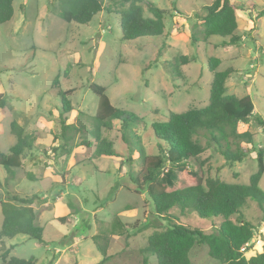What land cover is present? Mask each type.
Returning <instances> with one entry per match:
<instances>
[{
  "label": "rangeland",
  "instance_id": "374dc122",
  "mask_svg": "<svg viewBox=\"0 0 264 264\" xmlns=\"http://www.w3.org/2000/svg\"><path fill=\"white\" fill-rule=\"evenodd\" d=\"M113 1H104L110 11L104 9L89 23L80 24L66 22L58 15L57 0H13L11 19L0 23V92L9 97L8 104L0 108V155L8 154L16 140L10 128L11 120L25 123L29 126L27 131L35 137L32 148L20 155L35 172L32 179L25 176L26 168L21 165L18 187L15 183L11 188L9 184L0 187V200L10 192L18 195L40 192L34 207L41 213L40 221L48 217L43 238L51 240L47 245L22 234L7 238L6 243L15 244L10 252L13 257L33 256L37 258L36 264H49L57 257L55 247H60L63 264H95L97 256H102L91 241L85 240L93 235L100 222H109L114 216L115 224L112 222L109 230L121 228L116 226L119 221L131 227H125L127 234L110 236L107 264H144L141 250L154 227L140 232L138 228L149 223L164 227L156 221L145 192L132 181L139 169L138 153L123 144L117 121L112 129H103L100 138L112 141L121 157L94 154V138L86 131L91 127L90 116L97 104V96L88 87L91 81L106 87V94L115 107L130 110L141 118L135 131L151 160L159 154L151 124L164 121L169 111L181 112L207 104L212 73L206 59L217 57L221 60L217 71L229 66L237 69L226 80L227 92L238 97L248 94L254 104V114L261 120L252 117L247 124H239V130L252 134L253 147L241 162H228L206 136L198 135L195 138L206 149L196 156L197 164L177 171V177L189 181L191 172L200 170L204 178L217 176L225 182L247 184L257 169V150H263L264 161V14L256 16L264 8V0H233L238 4L236 33L240 42L224 47L218 45L222 38L216 35L197 43L190 38L191 31L201 37L202 25L194 15H203L204 6L212 0H140L145 16H150L147 2L167 10L164 32L131 41L121 39L117 11L122 4ZM194 24L197 25L193 29ZM158 50L156 62L142 72L143 66L155 59ZM185 55L186 62L181 60ZM177 70L179 75L175 73ZM68 89L73 91L66 95L71 107L66 114L67 122L86 128L73 132L65 147L69 150L67 153L59 147L60 139L53 142V135H58L61 114L59 90ZM230 146L235 149L231 142ZM52 147L56 150L50 151ZM5 174L0 165L2 182ZM258 185L264 191V172ZM170 211L174 222L206 232L220 222L219 218H200L191 210L181 212L174 207ZM242 213L254 223L259 236L261 212L256 202L248 199ZM60 217L65 220L61 222ZM2 220L0 207V227ZM55 222L59 225H53ZM59 227L60 230L67 228L60 244L50 234L53 228ZM3 243L1 251L5 249ZM250 246L254 253L255 243ZM91 248L94 258L88 255ZM190 259L192 264L215 263L205 244L192 249ZM149 264H156L155 258H150Z\"/></svg>",
  "mask_w": 264,
  "mask_h": 264
},
{
  "label": "trees",
  "instance_id": "16d2710c",
  "mask_svg": "<svg viewBox=\"0 0 264 264\" xmlns=\"http://www.w3.org/2000/svg\"><path fill=\"white\" fill-rule=\"evenodd\" d=\"M104 1L57 0L58 15L66 22L87 24L98 12L104 9L110 11L109 6L105 7ZM12 3L13 0H0V23L11 19ZM113 3L122 4L117 11L122 40L131 41L143 36L163 34L167 10L153 2H147L150 16H145L139 4L140 0H114ZM204 9L203 15H194L202 29L201 37H197L195 32L191 31L192 42L205 41L207 37L216 35L222 38L218 44L221 47L238 45L240 42V36L236 33L238 4L233 0H212ZM263 14L264 8L258 11L256 16ZM196 25L194 24L192 28H196ZM158 55L160 50L152 62L143 66L142 72L156 62ZM181 60L186 62L188 58L185 55ZM206 60L207 67L212 73L207 104L181 112L169 111L164 121L152 123L153 134L158 140L156 145L159 154L151 160H148L140 137L135 131L136 126L141 123V118L130 110L115 107L106 94L105 86L92 81L88 84L89 89L97 96L95 112L90 116V128L82 124L77 127L76 124L67 122L66 114L71 107L66 95L73 89L59 90L62 106L58 135H53V142L60 139L61 149L68 153L69 150L65 147L71 141L73 132L86 128L94 138L93 152L96 156L121 157V153L113 147L112 141L100 138V132L103 129H112L114 121H117L123 144L128 150L138 153L139 169L132 177V181L135 182L136 188L145 192L152 203L158 224H164L163 228L153 223L138 228L140 232L154 227L141 250L144 264H149L152 257L155 258L156 264H192L190 252L200 244L207 246L208 255L215 260L214 264H264V237L261 238L260 251L245 255L246 244L254 237L256 227L242 213L250 199L256 202L261 212L260 219L264 220V191L258 185L264 172L263 150L256 152L257 169L250 175L247 184L225 182L217 176L204 178L200 170L191 172L192 177L189 181H181L176 174L177 171L197 164L196 156L206 149L195 138L198 135L206 136L226 161L241 162L251 151L253 138L249 131L239 130V124H247L252 117L261 122L259 116L254 114V104L248 94L238 97L227 92L226 80L237 69L229 66L217 71L221 60L217 57H208ZM67 71L65 68L63 74L66 75ZM175 73L179 75L180 71L177 70ZM8 99L5 93L0 92V108L8 104ZM8 107L12 109V106ZM10 128L16 136V142L10 147L8 154L0 155V165L6 172L4 181L0 180V187H6L8 181L20 171L22 165L20 155L25 149L30 150L35 141L34 134L25 130L15 120L10 121ZM230 142L235 145V149L231 148ZM53 150L55 151L56 147L50 148V151ZM127 161H130V158ZM24 174L30 180L33 177L30 171H25ZM38 199L37 194L11 193L7 194L4 200H0L3 216L0 244L4 238H12L19 234L26 235L39 244L45 242L44 230L37 223V211L34 207ZM174 207L181 212L191 210L200 218L207 220L219 218L220 222L208 232L189 227L173 221L175 217L170 210ZM59 220L62 222L65 218L60 217ZM115 220L116 217L112 216L109 222H100L96 234L91 237L102 255L95 264H107L110 236L127 234L125 227H131L130 224L119 221L116 226L121 228L117 227L113 232L109 228L112 222L114 226ZM243 247L245 249H242ZM9 249H2L0 264L36 263L33 256L27 259L8 257Z\"/></svg>",
  "mask_w": 264,
  "mask_h": 264
},
{
  "label": "crops",
  "instance_id": "0c3cea01",
  "mask_svg": "<svg viewBox=\"0 0 264 264\" xmlns=\"http://www.w3.org/2000/svg\"><path fill=\"white\" fill-rule=\"evenodd\" d=\"M19 124V123H18ZM25 124V123H24ZM24 124H19V125H21V126H23L24 128H25V130H28L29 129V126H27V125H24ZM15 142H16V140H15ZM22 160H21V164H22V166L24 167V168H26V171H30L32 174H34L35 172L31 169V167H29V166H31V165H29V164H27V163H25V159L24 158H21ZM29 165V166H28ZM6 173V172H5ZM6 175V174H5ZM5 175H4V177H5ZM17 175H18V173H16V175H15V177L13 178V179H11V180H9L8 181V184H9V188H11V186L15 183L16 184V188L18 187L17 186ZM3 179V177H0V180H2ZM37 192V191H36ZM36 192H33V193H36ZM12 192H10V194H11ZM33 193H31V194H33ZM39 193L40 192H38L37 194L39 195ZM28 195H30V194H28ZM41 195V197H43L42 196V193L40 194ZM57 197V196H56ZM44 215H46V212H42ZM48 218V217H47ZM47 218H43L44 220L43 221H40L41 220V213H37V223H38V225H40L41 227H43V230H45L44 229V227L46 228L49 224H47L48 222H49V220L47 219ZM260 218H261V215H260ZM77 219V218H76ZM79 219H77V221H78ZM51 221V220H50ZM52 221H54V220H52ZM76 221V222H77ZM75 222V221H74ZM75 222V223H76ZM254 224V223H253ZM53 225H59L58 223H54ZM260 225L261 226H259V230H258V234H259V236H257V232L255 231V234H254V237L251 239V242L250 243H248V245H247V249L244 251L245 253H246V251H250L251 250V246H250V244L251 243H255V247H256V249H255V251H253V252H256V251H260L261 250V247H262V240H261V238L262 237H260V236H262V235H264V220H261V223H260ZM54 227V226H53ZM60 228L61 227H59V228H53L51 231H50V234H52V237L53 238H55L56 240H55V242H60V240L63 238V237H65V233H66V227L64 228V230H60ZM44 232V231H43ZM96 232H97V230L96 231H94L92 234L94 235V234H96ZM44 234V233H43ZM20 235V234H19ZM23 235V234H22ZM92 235V236H93ZM17 236V235H16ZM26 236V235H25ZM92 236H89L90 238H88V239H86L85 241H87V240H89V241H91V243H92V245H94V247H95V249L98 251V249H97V247L95 246V244L93 243V241H92ZM5 239H7V238H4V240H3V242H5V249H9V253H8V257H10L11 255H10V252H11V250L15 247V244H8V243H6V240ZM9 239H13V237L12 238H9ZM8 239V240H9ZM45 240V239H44ZM47 241H51V240H48V239H46L45 240V242L44 243H47ZM60 244V243H59ZM3 245H4V243H3ZM47 245H48V243H47ZM109 246V245H108ZM0 247H1V244H0ZM249 247H251V248H249ZM108 249V248H107ZM55 252L57 253V257H54L53 258V260L51 261V262H49V264H63V263H61V254L59 253V251L61 250V248L60 247H55ZM64 250V249H63ZM99 252V251H98ZM251 252V251H250ZM250 252H248V254L250 253ZM0 253H1V248H0ZM252 253V252H251ZM99 254H100V256H102L101 255V253L99 252ZM107 254H108V252H107ZM88 255L90 256V258H94V252H92V248L91 249H89V251H88ZM35 258V257H34ZM102 258V257H101ZM99 256H97V260L99 261L100 259H101ZM43 260L45 259V257H43L42 258ZM35 260H36V263H37V258H35ZM35 263V264H36ZM214 264V263H213Z\"/></svg>",
  "mask_w": 264,
  "mask_h": 264
},
{
  "label": "built area",
  "instance_id": "2783aa9c",
  "mask_svg": "<svg viewBox=\"0 0 264 264\" xmlns=\"http://www.w3.org/2000/svg\"><path fill=\"white\" fill-rule=\"evenodd\" d=\"M248 245V243L246 244V246ZM242 249H245L244 247Z\"/></svg>",
  "mask_w": 264,
  "mask_h": 264
}]
</instances>
